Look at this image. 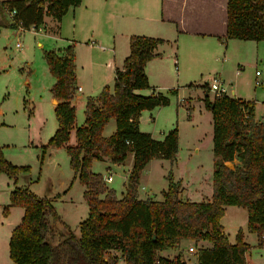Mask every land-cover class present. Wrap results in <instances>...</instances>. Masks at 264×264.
I'll use <instances>...</instances> for the list:
<instances>
[{"label": "trees", "instance_id": "1", "mask_svg": "<svg viewBox=\"0 0 264 264\" xmlns=\"http://www.w3.org/2000/svg\"><path fill=\"white\" fill-rule=\"evenodd\" d=\"M81 0H0V27L38 28L45 16L60 21L70 7ZM15 10L13 15L10 11ZM227 39L264 40V0H227ZM163 38L133 34L130 52L122 68H115L113 92L105 85L96 96H89L85 122L75 129L76 142L69 144L74 128L76 107L72 103L77 88L74 44L46 49L44 58L55 78L51 91L58 99L55 114L58 127L46 144L64 145L70 166L84 186L88 216L76 232L64 222L52 199L38 195L28 187L15 186L11 205L24 208L21 222L9 239V253L15 264H117L104 256L109 249L119 250L125 264H184L178 253L174 259L158 256V251L173 248L182 240L209 241L198 246V264H254L251 245L239 228L235 242H229L221 224L227 205L247 210V228L255 232L258 245L264 246V120L256 119L254 101L225 94L203 101L213 118V193L210 200L190 201L180 196L182 180L167 172L168 187L161 199L140 198L138 185L145 165L154 157L174 161L178 151V127L168 130L162 139L139 127L141 112L170 103L169 94H141L136 89L151 88L145 65L157 56ZM192 85V84H189ZM204 87L209 92L208 83ZM114 117L116 129L102 134ZM134 154L125 191L118 196L103 175L91 170L94 160L123 162ZM237 159L233 167L226 161ZM28 165L7 160L0 146V172L16 177L28 172ZM7 212V208H5ZM64 225L65 231L59 226Z\"/></svg>", "mask_w": 264, "mask_h": 264}, {"label": "rangeland", "instance_id": "2", "mask_svg": "<svg viewBox=\"0 0 264 264\" xmlns=\"http://www.w3.org/2000/svg\"><path fill=\"white\" fill-rule=\"evenodd\" d=\"M103 26L102 24L101 29ZM58 35L60 38L55 41L51 32L46 29L36 31L25 28L17 33L10 27L0 28V146L7 160L15 165L29 166L28 172H20L15 178L0 172V264H15L9 253V239L24 214L22 206L10 203V192L15 186L28 187L38 195L52 199L62 220L76 232L80 221L88 216L89 208L83 197L85 186L74 178L65 146L48 147L41 159L42 145L48 142L58 127L51 91L55 78L43 51L58 47L63 49L68 43L65 38L67 36L60 33ZM18 39L21 41L20 47L16 46ZM38 41L40 44H37ZM227 42L228 47L223 44L217 50H211L212 54L201 61L200 65L190 64V59L196 60L200 54L197 50L189 52L179 47L174 56L176 61L173 62V58L169 57V70L176 72L172 87L178 88L180 94L170 95L168 105L144 113L142 126L148 129L146 132L153 131L159 137L162 136V130H167L170 125V128L174 125L178 127L177 162L174 160L170 163L171 160L166 158H152L142 171L143 177L138 185L139 197L161 199V191L168 185L166 175L169 170L185 186L184 191L190 198L185 199L182 193L180 196L183 200L202 201L210 197L213 191V123L212 114L203 101L207 90L204 84L208 78L221 76L226 81L230 95L252 100L256 114L264 112V42L237 39H228ZM232 42L234 46L231 45ZM70 43L74 44V41ZM227 48L229 55L224 52ZM250 61L254 64H249ZM100 62L104 73L102 87L107 85L112 89L114 79L112 76L107 77L108 68L104 65L106 60L101 58ZM89 70L87 62L77 64L78 79L80 75L84 89L78 91L73 99L76 117L69 144L76 142L75 128L85 122L88 95L98 94L101 90H88L85 82L89 80L86 77ZM257 70L262 73L258 76L260 85L255 84ZM169 89L170 87H164L161 92L169 94ZM209 93V98L213 99L212 91ZM181 97L184 98L181 100ZM104 132L112 133L109 127ZM131 164L129 159L122 163L94 160L91 170L101 173L104 178L111 174L112 180L106 181V184L121 196L125 191ZM230 206L232 207L224 212L221 224L228 240H234L237 228L247 227V210L236 205ZM59 229L65 231L66 227L60 225ZM255 237V234H249L246 239L251 244L250 256L257 264H264V250L256 245ZM191 244L197 248L204 245L202 241H192ZM178 252L185 261L184 264H192V255L195 253L190 254L185 248L178 249ZM104 256L110 260L117 257V264H125L119 250L109 249L104 252Z\"/></svg>", "mask_w": 264, "mask_h": 264}, {"label": "crops", "instance_id": "3", "mask_svg": "<svg viewBox=\"0 0 264 264\" xmlns=\"http://www.w3.org/2000/svg\"><path fill=\"white\" fill-rule=\"evenodd\" d=\"M110 19L112 23L110 22ZM102 24L104 26L101 29ZM10 28L14 31H17V33L18 31H20L19 27L17 28L10 27ZM30 28L36 31L46 29L48 32H51L52 38L55 41H57V39L60 38V36L58 35L59 33L64 34V36H67L65 38H67L68 41V43L65 46L70 44V42L74 41L76 80H77V90L74 95V98L77 95L78 91H82L84 89L80 75L78 79L77 64L82 62L83 63L87 62L89 66L90 72L89 75L86 76L87 79L89 80L87 81L86 79L84 80V82L86 81L85 85L88 86V90H90V92H94L96 90L98 91L100 88L102 89L104 73L101 70L102 63L100 62V59L104 58L106 60V63H104V65L105 67L108 68L107 77L112 76L114 79L115 68L117 67L122 68L124 60L130 52L129 41H130V36L133 34L160 37L166 40V42L158 46L156 50L158 55L147 61L145 65V72L147 74L151 88L135 90V92L137 93L146 94V95L151 94L153 92H161L164 87H170V89L176 88V87H172V85L174 84V81H172V79L175 78L176 72L174 71L171 72V70H169L168 59H171L169 57H172L173 62L176 61V58H174V56H176L177 48L180 47L189 52L193 50L200 51V54L198 55V57H196V60L193 58L190 59L192 62L190 64L194 66V64L196 63L195 64L196 66V65H200L201 61L203 62L205 61L206 58H209L210 54H212L211 50H217V48L218 47L220 48V46H222L223 44H225V47L229 46V42H227L228 39L226 38L227 0H151V2L150 0H81V3L79 5L70 7L67 13L63 15L60 21H57L52 16H45L44 23L41 26H39L38 28H35L34 26H30L27 29ZM57 32L59 33L56 34ZM237 40H243V39H237ZM243 41H250L257 43L264 42V40L255 41L250 39ZM100 42L103 44L105 43V45H102ZM232 43L233 44L231 45L234 46V42ZM37 44H40V41H38ZM65 46H63V48ZM224 52L227 55H229L228 48ZM226 54L223 55L224 58H226ZM252 63L254 64L253 61L249 62V64ZM237 73H239V70H237ZM260 75H262L261 72L258 76ZM258 76H256V72H255V79L258 78ZM219 78L224 82V84H226L225 83L226 81L221 76H219ZM166 83L168 85H165ZM110 91L113 92V88L110 89ZM177 91H178L177 96H179L180 91L178 88ZM209 92L208 94H210ZM96 95L97 94L88 95V97L96 96ZM228 95H230L229 92ZM55 98L56 97L53 94L52 102L54 104V107L56 105V103L54 102ZM183 98L184 97H181V100ZM238 98H242V97H238ZM73 99H72V103H73ZM244 100H248V99H244ZM158 107H162V106H158ZM154 109L152 110L145 109L141 112L139 127L142 131L148 130L142 126L144 113L148 111H154ZM255 115L257 120L261 119V115L256 114V112ZM212 123H213V118H212ZM170 126L168 127L167 130L165 129L162 130L161 137L155 135L153 131L150 133L155 139H162L164 134L168 130L172 129L175 125L171 128ZM106 127H109V129H111V132L115 131L116 120L114 117H111L108 120V122L105 124L102 131V134L104 136H108L111 134V133L105 134L104 130ZM70 139H71V133H70ZM212 143H213V132H212ZM212 150H213V146H212ZM178 151H179V144H178ZM126 159H129L132 163L128 170L129 173L133 165L134 154L132 152H129ZM104 160L111 161L108 158H105ZM176 162H177V157L175 158V163ZM237 162H238L237 159H234L233 161H226V164L230 167H233L234 164ZM170 163H172V161ZM142 177L143 174L141 173L140 181ZM184 190H185V186L183 185L182 182L180 195H182L183 193V197L185 199L190 198L188 197L187 193ZM212 193H210L209 195L210 197H208L207 200L211 199ZM230 207L232 206L230 205L226 206L225 213L227 209ZM237 207H241V206H237ZM223 216L221 217V220ZM249 234L256 235L255 242L256 245H258L257 234L255 232L249 231L247 227L243 229L244 241L249 243L246 240ZM202 242L204 243L205 246L211 245L209 241H202ZM229 242L234 243L235 239L229 240ZM191 243L192 240H182L180 244H178L173 248H165L159 250L158 256L174 259V257L179 253L178 249L185 248L187 250L189 246H194ZM258 247L264 250V246L258 245ZM188 253L192 254L191 252ZM194 253L195 254L192 255V264H198L196 252ZM252 261L254 262V264H257L254 260Z\"/></svg>", "mask_w": 264, "mask_h": 264}, {"label": "built area", "instance_id": "4", "mask_svg": "<svg viewBox=\"0 0 264 264\" xmlns=\"http://www.w3.org/2000/svg\"><path fill=\"white\" fill-rule=\"evenodd\" d=\"M14 13H15V10L10 11V15H13ZM24 29H25V27H23L22 25H19L20 31H23ZM16 46L17 47L21 46V41L19 39L16 42ZM259 74H260V72H259V70H257L256 76H258ZM255 84L260 85V80L258 78H256ZM208 89H209V91H212L213 97H220V96H223L225 94H228L227 85L224 84V82L220 78H217V77L209 78ZM261 119L264 120V112L261 114ZM104 180L105 181L112 180V175L111 174L107 175L104 178ZM143 188H144V186H143ZM187 250H188V252L194 253L197 249L195 248V246H189Z\"/></svg>", "mask_w": 264, "mask_h": 264}, {"label": "water", "instance_id": "5", "mask_svg": "<svg viewBox=\"0 0 264 264\" xmlns=\"http://www.w3.org/2000/svg\"><path fill=\"white\" fill-rule=\"evenodd\" d=\"M205 83H209V79H207V80L205 81ZM205 94L207 95V94H208V91H206ZM54 102L57 104V103H58V99L55 98V99H54Z\"/></svg>", "mask_w": 264, "mask_h": 264}]
</instances>
